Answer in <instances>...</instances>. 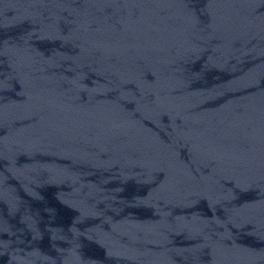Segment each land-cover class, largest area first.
I'll use <instances>...</instances> for the list:
<instances>
[{
    "label": "water",
    "instance_id": "1",
    "mask_svg": "<svg viewBox=\"0 0 264 264\" xmlns=\"http://www.w3.org/2000/svg\"><path fill=\"white\" fill-rule=\"evenodd\" d=\"M0 264H264V0H0Z\"/></svg>",
    "mask_w": 264,
    "mask_h": 264
}]
</instances>
